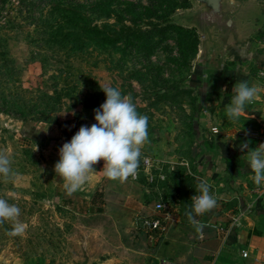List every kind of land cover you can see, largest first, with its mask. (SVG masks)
I'll return each mask as SVG.
<instances>
[{
  "label": "rangeland",
  "instance_id": "374dc122",
  "mask_svg": "<svg viewBox=\"0 0 264 264\" xmlns=\"http://www.w3.org/2000/svg\"><path fill=\"white\" fill-rule=\"evenodd\" d=\"M210 10L198 0H0V153L16 173L0 177V197L21 208L27 225L12 237V222L0 224V264H158L150 230L116 224L120 203L105 196L103 160L71 194L54 165L62 145L95 123L105 86L130 94L149 118L138 168L143 157L193 158L197 67L214 42L202 40L197 21L214 23ZM99 190L101 213L62 204L81 207Z\"/></svg>",
  "mask_w": 264,
  "mask_h": 264
},
{
  "label": "crops",
  "instance_id": "0c3cea01",
  "mask_svg": "<svg viewBox=\"0 0 264 264\" xmlns=\"http://www.w3.org/2000/svg\"><path fill=\"white\" fill-rule=\"evenodd\" d=\"M210 12V26L201 28L197 21L202 40L214 39L201 49L197 67V153L191 159L169 153L153 157L164 170V181L149 189L144 177L108 179L105 196L119 200L117 225L142 231L157 203L170 204L166 233L151 236L158 264H264V186L254 184L243 158L246 150L239 148L244 141L250 147L264 142V94L239 121L228 120L224 111L238 81L264 85V2L222 0L220 10ZM201 179L210 185L217 206L198 217L206 225L198 233L185 211ZM94 195H83L85 210ZM101 202L98 207L104 209Z\"/></svg>",
  "mask_w": 264,
  "mask_h": 264
},
{
  "label": "clouds",
  "instance_id": "9594fccd",
  "mask_svg": "<svg viewBox=\"0 0 264 264\" xmlns=\"http://www.w3.org/2000/svg\"><path fill=\"white\" fill-rule=\"evenodd\" d=\"M102 91L106 99L94 109L91 126H81L59 149V159L54 165L56 175L61 178L60 190L69 194L80 190L96 173L94 165L104 161L100 172L110 180H125L137 173L142 156V146L148 140L149 118L138 111L130 94H124L118 87L105 86ZM264 94V85L250 84L249 80L234 84L230 102L224 106L228 120L239 121L246 115L247 106ZM215 130V129H214ZM250 141L239 145L249 174L255 185L264 186V142L250 147ZM12 159L0 153V177L16 175ZM185 215L195 231L202 233L206 225L198 217L217 206V200L210 185L201 179L196 185L195 195ZM21 208L8 198L0 197V224L11 221L7 235L15 237L25 232L27 225L20 221Z\"/></svg>",
  "mask_w": 264,
  "mask_h": 264
},
{
  "label": "built area",
  "instance_id": "2783aa9c",
  "mask_svg": "<svg viewBox=\"0 0 264 264\" xmlns=\"http://www.w3.org/2000/svg\"><path fill=\"white\" fill-rule=\"evenodd\" d=\"M142 177L145 178L149 189L156 187L160 180L166 179L164 170L153 157H143L136 175L132 176L134 180H139ZM171 211L170 204L157 203L153 209V216L144 222L145 226L151 233H157L159 236L164 235L167 231L166 221L171 219ZM243 257H248V254L243 253Z\"/></svg>",
  "mask_w": 264,
  "mask_h": 264
},
{
  "label": "trees",
  "instance_id": "16d2710c",
  "mask_svg": "<svg viewBox=\"0 0 264 264\" xmlns=\"http://www.w3.org/2000/svg\"><path fill=\"white\" fill-rule=\"evenodd\" d=\"M98 29H99V27H97L96 25H89L88 32L89 33H98V31H99ZM72 35H73V33H69L67 35L61 33L60 36L69 37V36H72ZM100 197H101V195H100L99 192L95 193V195H94V197L92 199V202H91L92 207H89L87 210H85L84 206H82V205H81V207H79V203L76 204L71 199H69V200L63 199L62 200V204L64 205V207H69L71 210H73L75 212H78V213H95V212L101 213V212H103V209L101 207H98V204H100V203L102 204L101 201L99 203V198ZM84 203H86V202L85 201H80V204H84Z\"/></svg>",
  "mask_w": 264,
  "mask_h": 264
},
{
  "label": "water",
  "instance_id": "95a60500",
  "mask_svg": "<svg viewBox=\"0 0 264 264\" xmlns=\"http://www.w3.org/2000/svg\"><path fill=\"white\" fill-rule=\"evenodd\" d=\"M200 3L206 4L210 7L213 11L218 12L220 10V3L222 0H198ZM141 225L143 223L141 222Z\"/></svg>",
  "mask_w": 264,
  "mask_h": 264
}]
</instances>
